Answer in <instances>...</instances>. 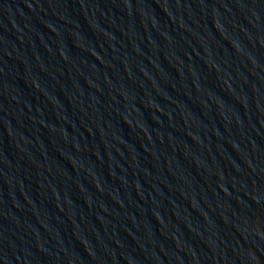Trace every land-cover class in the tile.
I'll return each instance as SVG.
<instances>
[{
  "label": "water",
  "instance_id": "obj_1",
  "mask_svg": "<svg viewBox=\"0 0 264 264\" xmlns=\"http://www.w3.org/2000/svg\"><path fill=\"white\" fill-rule=\"evenodd\" d=\"M0 264H264V0H0Z\"/></svg>",
  "mask_w": 264,
  "mask_h": 264
}]
</instances>
